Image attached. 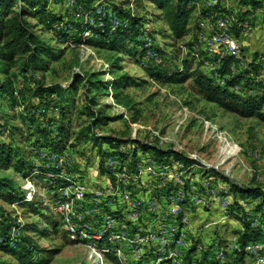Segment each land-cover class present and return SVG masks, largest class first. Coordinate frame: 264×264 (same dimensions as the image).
<instances>
[{
	"label": "rangeland",
	"instance_id": "obj_1",
	"mask_svg": "<svg viewBox=\"0 0 264 264\" xmlns=\"http://www.w3.org/2000/svg\"><path fill=\"white\" fill-rule=\"evenodd\" d=\"M211 2L201 4L219 5L222 12L199 19L202 6L198 4L191 32L180 41L169 36L163 13L149 0H48L46 11L30 19L45 45L62 53L46 72L36 75L23 74L18 62L11 74L17 75L19 104L11 107L8 97L0 99V119L6 120L9 129L2 135L13 146L15 162L10 169H0V179L12 183L7 190L0 188V229L7 228L8 217L14 226L13 238L18 227L25 226L23 235L38 249L58 250L51 264H237L240 237L249 226L251 237L260 236L247 243L244 264H264V199L241 193L264 191V120L209 102L192 78L181 83L168 79L187 70L185 59L195 58L190 73L200 69L226 86L232 77L221 74L227 58L234 59L231 69L239 74L250 68L255 54L264 55V31L256 32L263 23L262 11L251 9L248 18L238 21L239 12L250 10L240 0ZM120 10L147 23L139 40L145 42L142 61L149 67L138 61L130 40L124 52L79 40L80 24L87 28L85 37L93 36L92 29L128 27L129 21L118 15ZM97 12L99 24L92 22ZM211 21L220 22L224 37L240 40L243 54L250 55L238 67L232 52L223 57L206 48L204 39L211 27H200V22ZM155 41L165 53L150 62L155 58L148 55H157ZM246 59L251 62L247 64ZM212 64L219 66L207 71ZM255 64L261 65V58ZM261 70L259 77H264ZM77 74L84 82L61 106L66 116L64 140L47 143L50 140L42 138L40 124L27 123L40 99L34 98L35 91L68 88ZM123 77L133 82L127 86L122 81L115 88L114 83ZM220 77L224 83L218 82ZM90 80L106 84L91 94L98 103L94 111L111 118L95 132L124 143L98 145L78 138L82 126L91 121L81 115ZM244 82L233 91L245 97L255 95L257 90H246ZM40 112L37 120L45 114ZM58 114L57 109L48 112L51 117ZM41 123L45 127L43 119ZM154 149L179 152L192 162L182 165L172 157L161 159ZM93 199L97 202L89 201ZM134 204H141L138 217L143 221L139 223L126 209ZM88 211H96L92 213L95 222L81 218L88 217ZM56 223L58 229L53 230ZM137 250L142 251L128 259L127 253ZM0 260L20 264L3 248Z\"/></svg>",
	"mask_w": 264,
	"mask_h": 264
},
{
	"label": "trees",
	"instance_id": "obj_2",
	"mask_svg": "<svg viewBox=\"0 0 264 264\" xmlns=\"http://www.w3.org/2000/svg\"><path fill=\"white\" fill-rule=\"evenodd\" d=\"M42 1L43 0H0V74L5 76L3 80H1L0 77V99L8 97L11 107H15L19 104V98L15 87V78L17 75L11 74V71L18 64V62H20V66L22 68L21 72L23 74L36 75V73L46 72L50 67V63L57 61L61 56V51L58 52L56 49L46 46L40 37L33 31L34 25L30 19L38 18V16L42 15V13L47 9L46 5L48 0H44V2ZM78 1L84 3L86 2V0ZM149 1L153 2L157 9L163 13L169 36L175 41H180L190 34L193 12L197 8L198 4L204 0ZM18 3L21 4L19 7H17ZM240 5L250 8V10L239 12L238 21H243L248 18L247 15L251 12V9H258L262 11L261 17L262 22L264 23V0H240ZM201 12L202 13H200L199 19L218 14L222 11L219 9V5L209 6L202 4ZM118 13L122 19L129 21L128 27H122L117 31H111L109 26H107L105 30L92 29L93 36L85 37L84 33L87 28L80 24L79 27L81 36L79 40H83L87 44H96L100 48H107L119 52L129 50L126 42L127 40H130V42L133 43L136 52H138V55L140 56L138 61L142 63V66H148L144 61H142L146 53L145 42L139 40V37L146 28L145 26L147 23L144 19H141V17L131 15L130 11L126 13L125 11L120 10ZM60 20L58 19V21ZM234 31L237 34L239 33V29H237V27H234ZM153 37L155 39L154 35ZM154 49L156 50L158 58L161 59V56L164 55L165 51L161 49V47L157 46L156 41L154 43ZM257 56L258 54H255V60L250 63L251 70L249 68L239 74H234L231 69L234 59L231 57L227 58L223 68L221 69V74H231L232 77L228 79L226 86L218 84L215 79L200 69H191L194 72L190 73V66L193 65L192 62L195 58L185 59L184 64L187 70L185 72L182 71L173 74L168 79L181 83L192 78L194 79V84L197 90L202 93L209 102L215 103L226 110L241 114L245 117L256 116L264 120V80L261 81L259 79L262 67L261 65L255 64L259 59ZM159 59L150 60V62L158 61ZM251 73L254 75L249 77ZM92 77L95 76L92 75ZM129 78L130 77L121 78V80L114 83L115 88H118L122 81L127 82L128 86L129 81L133 82V80H130ZM243 81H245L244 87L246 90H257L255 95L245 97L233 91V88L236 85H240ZM83 82L84 78L80 74H77L75 80L68 88L58 87V90L51 87L47 89L38 88L35 91L34 98L37 97L40 99L37 105L32 109L34 114H32L29 120H27V123H30L32 127L33 123L37 121L40 124H38L39 126L37 127L40 128V132L44 136L42 138L50 140L46 141L47 143L51 142L55 144L64 140V124L66 122V116L64 115V108H61V106L62 103L66 101V98L69 100L71 95L74 96L79 92L80 85L83 84ZM89 84L91 87L85 93L87 105L85 106L84 111L81 112V115L87 116V118H90L91 121L89 124L82 126V129L78 133V138L94 142L98 145L102 143L109 145H113L115 142L124 143L121 140L110 136H100L95 132L99 125L107 124L111 118L101 116L98 112L94 111V108L98 106V103L95 95L91 94L93 90H99L101 86H105L106 84L102 81L92 80L89 81ZM48 93L49 96H47ZM52 97H55V99H52ZM56 109L59 111L58 118H56V116L51 117L48 115L49 111H54ZM39 112H44L47 115L42 114L43 117H39L37 120V114ZM60 115L61 118L59 119ZM42 119L43 122H45V127L41 125ZM8 130L6 120L0 119V169H10L13 167V164H15V162H12L13 146L8 144L3 136ZM144 148L148 147L144 146ZM154 151L161 159L172 157L182 165L192 162L179 152H167L160 149H154ZM23 163H25V161L19 162L18 165H22ZM7 180L4 178L0 179V188L3 187V189L7 190L11 187L12 183ZM241 193L245 197L264 199V191L260 189L243 190ZM4 223L7 224V228L0 229V238L3 239V241L0 242V248L12 253L15 257H17L20 264L52 263L56 254H58V250L45 248L38 249L37 245L31 242L28 236L23 235V232L26 229L25 226H19V233L15 238H13L10 230L11 228L13 229L14 226L11 224L9 217L4 220ZM58 226L59 225H57V223L54 224L52 227L53 230H57ZM27 228L30 229L29 226ZM249 230V226H247V231H245V233L240 237L241 250H239L240 254L237 255L239 258L237 264H244L245 247L247 243L250 241H257L260 236V233H257L254 237H251L248 232ZM42 232L43 234H46L45 229ZM255 232L258 231L255 230ZM0 264L7 263L0 260Z\"/></svg>",
	"mask_w": 264,
	"mask_h": 264
},
{
	"label": "built area",
	"instance_id": "obj_3",
	"mask_svg": "<svg viewBox=\"0 0 264 264\" xmlns=\"http://www.w3.org/2000/svg\"><path fill=\"white\" fill-rule=\"evenodd\" d=\"M211 3H218V0H212ZM92 22L99 24L98 12L96 14H92ZM207 24L211 27V33L207 39H204L206 41V48H208L209 51H212V54H223V52H232L236 57H238V64H237V67H238L239 64H241V62L244 59L243 52L241 49V41L237 39L225 38L224 30L222 29V24H220V22H212V21L211 22H200V27H204ZM249 33H250V27L248 26L247 35H249ZM148 57L159 59L158 55H148ZM215 65H218V64H212L210 67H207V71H212V68H214ZM261 67L262 69H264V59H261ZM259 79H264V77H259ZM218 82L224 83V77H220ZM89 201L93 203L97 202L94 199L89 200ZM86 202H87L86 199H82V203H86ZM140 206L141 204L139 205L134 204L133 206L130 205L126 208L128 214H131L130 218L135 220V223H139L143 221V218L138 217V210L140 209ZM94 212L96 211H93L92 213ZM92 213L88 211V217H81V218H91V221L95 222V220H92ZM58 215H62L61 211L58 212ZM102 221L104 222V220ZM146 242H148V245L149 243H151L148 240H146ZM246 250L249 251V249H246ZM140 251L142 250H137L136 253H127L128 259H131V256L136 255ZM189 264H195V263H189Z\"/></svg>",
	"mask_w": 264,
	"mask_h": 264
},
{
	"label": "crops",
	"instance_id": "obj_4",
	"mask_svg": "<svg viewBox=\"0 0 264 264\" xmlns=\"http://www.w3.org/2000/svg\"><path fill=\"white\" fill-rule=\"evenodd\" d=\"M204 1H205V0H204ZM204 1H203V2H204ZM203 2H201V3H203ZM201 3H199V6H202ZM239 10H242V9L239 8ZM259 31H264V24H263V23H260V24H258V25L256 26V32H259ZM245 42H248V41H245ZM246 44H247V43H246ZM243 55H244L243 62H245V58H246L247 56H250V55H247L245 52H244ZM251 57H253V55H252ZM258 57L264 59V55H263V54H259ZM248 58H249V57H248ZM246 62H247V64H249L251 61H250V59H246ZM239 65H240V64H239ZM244 70H246V69H244ZM205 73L208 74V72H205Z\"/></svg>",
	"mask_w": 264,
	"mask_h": 264
},
{
	"label": "bare ground",
	"instance_id": "obj_5",
	"mask_svg": "<svg viewBox=\"0 0 264 264\" xmlns=\"http://www.w3.org/2000/svg\"><path fill=\"white\" fill-rule=\"evenodd\" d=\"M220 19H222V18H220ZM220 21V20H219ZM227 21V20H226ZM228 25V24H227ZM225 26V25H224ZM223 28V27H222ZM205 44H206V42H205ZM223 57H225L226 55H227V53L226 52H223ZM262 59V58H261ZM217 66V65H216ZM219 66V65H218Z\"/></svg>",
	"mask_w": 264,
	"mask_h": 264
}]
</instances>
